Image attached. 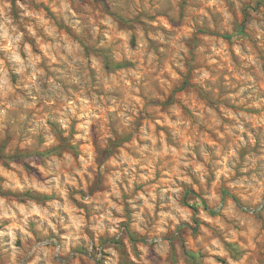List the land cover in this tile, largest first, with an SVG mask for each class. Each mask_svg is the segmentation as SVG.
<instances>
[{"label":"clouds","instance_id":"9594fccd","mask_svg":"<svg viewBox=\"0 0 264 264\" xmlns=\"http://www.w3.org/2000/svg\"><path fill=\"white\" fill-rule=\"evenodd\" d=\"M0 264H264V0H0Z\"/></svg>","mask_w":264,"mask_h":264}]
</instances>
